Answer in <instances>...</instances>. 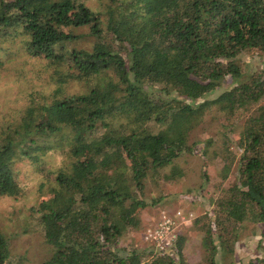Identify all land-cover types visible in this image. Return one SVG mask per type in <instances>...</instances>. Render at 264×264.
I'll return each instance as SVG.
<instances>
[{
	"label": "trees",
	"instance_id": "1",
	"mask_svg": "<svg viewBox=\"0 0 264 264\" xmlns=\"http://www.w3.org/2000/svg\"><path fill=\"white\" fill-rule=\"evenodd\" d=\"M17 40L70 67L62 84L83 89L33 102L0 134L1 197L25 196L19 163L55 188L31 209L56 251L44 264H188V232L199 264H237L242 230L264 224V70L247 73L246 62L264 56V0H0V48ZM214 111L241 131L233 147L225 135L211 157L205 148L207 160L222 157L211 210L167 251L126 245L164 200L150 182L183 177L175 162L194 152L191 134ZM18 263L0 233V264Z\"/></svg>",
	"mask_w": 264,
	"mask_h": 264
},
{
	"label": "rangeland",
	"instance_id": "2",
	"mask_svg": "<svg viewBox=\"0 0 264 264\" xmlns=\"http://www.w3.org/2000/svg\"><path fill=\"white\" fill-rule=\"evenodd\" d=\"M246 62L247 73L264 70L263 55L246 59ZM70 70V67L60 69L57 63L44 57L28 54L19 40L2 45L0 48V134L8 126L17 125L23 112L33 102H43L44 99L50 101L54 98L53 95L61 98L60 93L64 92L82 91L80 84L74 81L62 84L60 78L62 75L67 76ZM231 85L232 80H227L222 89L213 96L220 94ZM59 88H61L60 92ZM220 115L216 111L207 114L204 123L192 132L189 143L197 144L194 152L183 155L175 162L184 173L180 180L173 184H167L164 181L150 182L152 196L156 199L164 196V200L143 212L142 230L132 234L128 241L125 240L126 245L134 243L141 249L152 248V243L144 241V232L147 227L159 220L163 212L174 214L181 210L185 214H193L196 219L198 215L211 210L209 199L215 191V184L221 181L222 157L207 160L204 155L205 148H208V154L211 157L225 140V135L232 141L230 145L233 147L241 131L239 124L223 127ZM211 140L216 142L214 146L208 147ZM49 161L50 167H55L54 162L52 163L51 159ZM16 172L25 196L21 198L0 196V233L10 240L13 262L44 264L54 256L56 251L43 237L31 209L37 202L50 198L55 188L40 187L42 183H48V179L35 165L19 163L16 166ZM204 174L208 175L209 181L206 182ZM236 181L235 169L225 182V186L233 185ZM149 199L151 200V196ZM191 225L182 226L178 231L179 235L187 233ZM188 234L190 239L185 249L188 264H199L202 260L199 239L193 232ZM236 250L237 264H258V259L264 256V224L246 226L241 232Z\"/></svg>",
	"mask_w": 264,
	"mask_h": 264
},
{
	"label": "built area",
	"instance_id": "3",
	"mask_svg": "<svg viewBox=\"0 0 264 264\" xmlns=\"http://www.w3.org/2000/svg\"><path fill=\"white\" fill-rule=\"evenodd\" d=\"M193 214H185L179 210L174 214L163 212L159 220L144 232V241L152 243L159 252L169 250L174 246L182 226L191 225L194 220Z\"/></svg>",
	"mask_w": 264,
	"mask_h": 264
}]
</instances>
